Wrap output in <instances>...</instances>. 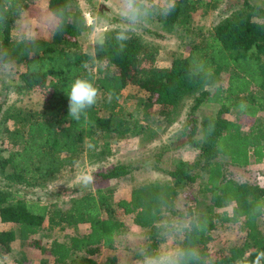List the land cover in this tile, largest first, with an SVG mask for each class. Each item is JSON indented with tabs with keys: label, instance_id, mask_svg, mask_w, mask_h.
<instances>
[{
	"label": "trees",
	"instance_id": "trees-1",
	"mask_svg": "<svg viewBox=\"0 0 264 264\" xmlns=\"http://www.w3.org/2000/svg\"><path fill=\"white\" fill-rule=\"evenodd\" d=\"M220 1L175 0L172 13L159 20L164 30L182 29L189 39L188 53L175 54L169 65L147 67L144 59L152 60L154 48L131 32L120 49L115 35L121 28L105 32L102 47L96 45L93 51L85 47L81 40L85 19L71 8V0H47L50 13L63 10L55 23L61 29L56 31L54 26L51 38H31L33 44L17 45L20 37L14 36L13 28L26 1L0 0V41L19 67L18 80L8 86L18 99L0 102V221L17 225L16 230L0 231V256L17 239L46 251L33 238L46 225L48 229H76L87 224V232L53 241L49 252L57 264H98L94 255L104 246L114 248L125 233L119 210L133 215V224L145 231V248L161 243L163 222L172 215L190 217L191 230L184 233L181 244L197 247L202 264H234L245 254L251 257L264 250V185L236 181L226 172L229 164L247 166L252 158L257 163L264 160V120L258 118L246 130L239 122L222 117L231 110L253 117L264 111V7L244 0L212 28L196 26V14H206ZM24 48L30 51L21 55ZM222 76L226 87L219 84ZM76 77L90 80L99 91L87 118L79 121L68 117L65 93ZM130 85L148 96L138 98L135 110L127 113L122 100ZM35 91L42 93L41 99L35 100ZM189 98L193 104L179 134L187 137L185 144L194 147L197 155L192 162L163 170L170 180L143 182L133 188L129 199L117 201L112 188H97L70 197L66 208L46 202L36 192L31 194L32 189L50 186L82 156L101 160L112 153L117 141L132 134L154 135L150 118L145 123L144 115L159 105L166 122L172 123ZM213 100L220 103V109L199 121L197 110ZM133 169L119 163L99 177L119 179ZM193 185L203 198H194V205L178 211V198ZM229 205H233L231 213L225 209ZM234 224L246 232L243 241L212 253L213 231ZM106 264H117L116 256L108 257Z\"/></svg>",
	"mask_w": 264,
	"mask_h": 264
},
{
	"label": "rangeland",
	"instance_id": "rangeland-1",
	"mask_svg": "<svg viewBox=\"0 0 264 264\" xmlns=\"http://www.w3.org/2000/svg\"><path fill=\"white\" fill-rule=\"evenodd\" d=\"M25 1L26 8L14 24V36L22 37L27 34L31 38H51L56 19L53 22H49L47 19L51 14L47 10V0ZM242 1L244 0H221L215 9L209 10L206 14H202V12L196 14L195 25L203 26L205 30L212 28L223 17L236 9L238 7L237 5ZM251 1L264 7V0ZM71 8L81 13L85 19L86 29L82 33L81 40L85 47L91 46V51L97 45L95 43L97 38H103L105 32L111 29L125 27L119 8L116 6V0H71ZM92 15L100 18L98 24H94ZM132 32L141 36L155 50L152 60L151 58L144 59V65L147 67L150 65H169L175 54L184 56L188 53L189 45L186 42L189 39L184 35L182 29L177 28L173 31L164 30L159 17L142 27L133 29ZM93 64L96 65V61ZM223 76L219 84L225 81L226 77ZM16 80H18L17 72L11 80L5 81L0 79V102L5 100L10 104L18 99V95L8 88ZM41 96L43 95L40 91H35V100L41 99ZM147 96L148 94L139 87L134 85L128 86L124 91V98L122 100L126 107V112L131 113L134 111L138 98H146ZM183 114L181 113V117ZM206 114H208L207 110L200 115L203 116ZM178 116L176 117L178 118ZM262 118L264 119V114ZM182 120H184V116L180 124H175V127L168 129L165 133H160V135L163 134L161 138H159V135H157L158 137L156 136L157 138L155 137L159 139V143L151 144L148 147L143 146L138 149L134 148L131 142L120 140L113 143L112 153L101 160L89 161L86 156H82L73 167H68L58 175L50 186L44 189H32L30 190L31 194L36 192L46 202H57V204L66 208L70 204V197L86 191H94L97 188H112L114 198L117 201L123 198H130L133 188L143 182L170 180L171 177L163 170L175 169L183 161L192 162L197 155V150L194 147L190 144H185L187 137L179 134V129L183 125ZM241 120L245 127L252 123V120L245 117L241 118ZM166 125V118H163L162 123L156 129L154 128L155 133L158 131L159 134ZM164 146H167L165 151H163ZM162 151L160 162L156 164L155 159ZM119 163L129 164L134 167L131 176L127 175L119 179L108 180L99 177L100 173L109 171ZM154 165H161L162 169L156 171L149 168ZM226 172L229 177L239 182L258 184L261 181L258 179L255 171L233 167L230 164L226 167ZM81 173L92 175L94 182L84 187L79 180ZM197 188V185L188 187L180 195L177 200L178 211H186L188 205H194V198H203L202 194H198ZM232 207L233 205H229L225 209L231 213ZM219 210L222 211L224 208ZM118 215L125 222V233L118 237L114 248L104 246L94 257L97 259L98 264H106L110 256H116L117 264H140L139 252L142 248L146 247L145 231L138 229L133 224V215L123 214L121 210L118 211ZM174 218H179V214L172 215L170 220ZM261 223L264 228V217ZM88 228L87 224H80L76 229L72 227L48 229L46 225V228L42 229L40 233L33 237L37 241L36 243H39L46 251L41 250L34 243L17 239L8 250H3V254L0 256V264H57L55 258L49 252L51 243L55 240L67 241L69 236L76 233H85L88 231ZM7 229L16 230L17 225L0 221V231ZM245 235L246 232L240 230L239 224L231 225V227L218 226L213 231L214 239L209 243L210 251L216 253L226 250L230 245L234 243L239 244V242L243 241ZM183 238L184 234L179 237L178 243L181 244Z\"/></svg>",
	"mask_w": 264,
	"mask_h": 264
},
{
	"label": "clouds",
	"instance_id": "clouds-1",
	"mask_svg": "<svg viewBox=\"0 0 264 264\" xmlns=\"http://www.w3.org/2000/svg\"><path fill=\"white\" fill-rule=\"evenodd\" d=\"M125 27L116 32L115 39L120 49L130 38L133 29L142 27L157 17H167L175 8V0H116ZM63 10L57 9L48 16L49 22H53L57 17L62 18ZM94 24H98L99 17L92 15ZM30 23V21H28ZM59 31L60 25H55ZM34 41L29 35L19 38L17 45L33 44ZM95 43L103 46L104 40L97 38ZM30 51L28 48L21 50L24 55ZM32 70H36L37 65H31ZM17 72V60L8 51V48L0 41V79L8 81L15 77ZM68 97V117L79 121L83 116L87 118L88 110L97 102L98 89L93 83L85 78L76 77L65 92ZM111 95V94H110ZM243 107V105H241ZM84 187L94 182V177L87 173L79 176ZM192 223L187 219L174 218L164 221L160 232L161 243L154 248H142L139 252L140 264H202V254L200 250L191 244L178 243L179 237L186 231L191 230ZM264 262V250H257L249 257L237 258L234 264H262Z\"/></svg>",
	"mask_w": 264,
	"mask_h": 264
},
{
	"label": "crops",
	"instance_id": "crops-1",
	"mask_svg": "<svg viewBox=\"0 0 264 264\" xmlns=\"http://www.w3.org/2000/svg\"><path fill=\"white\" fill-rule=\"evenodd\" d=\"M221 85L224 86V87H226V81H224ZM211 90L213 92L215 91V89H211ZM192 104H193V99L192 98H189V100H184V102L180 105L181 106V109H182V112L181 113L183 114V112H184V114L182 115V117H181V113H179L178 118L176 117V119L172 123H169V124L167 123V125L164 128L162 126L163 129L159 132V134H158V131L154 135H150V132L148 134H144V136L141 135V134H132L131 137H129L128 139H126V141L131 142L132 145H133V147L134 148H138V149H140L143 146H147L148 147L151 144L159 143L160 142L159 139H156L158 137L157 135H159L160 136L159 138H161V136L163 134L160 135V133H165L168 129L175 127V124H180L181 123V119H183V116H184V120H182L183 125L179 129V132H180V130L183 128V126L187 122V114H188V112H189L190 107L192 106ZM220 107H221V105H220L219 102L214 101V100L213 101H208V102H206L204 105H202L197 110L196 116L199 119V121H202L207 116H210V115L214 114L216 111H218V109H220ZM205 110L208 111V114L201 116L200 114L201 113H204ZM149 112H150V114L144 115L145 120L143 119V122H145V123H147V121L150 122L151 123V126L156 129L157 126H159L162 123V119L165 116L161 113V107L159 105H154V107L152 108V110H150ZM263 114H264V111L262 110V111H260L257 114V116L253 117V116H248V115H245V114L239 115L238 111H232L231 110L230 112H225L222 117H224L227 120L239 122L244 129H246V130L248 129L249 130L250 127H252L255 124V122L258 120V118L263 119L262 118V115ZM147 117H149L150 119L147 120L146 119ZM243 117L252 120V123L249 126L247 125L245 127L242 124V120L240 121V119L243 118ZM159 166L161 167V165H159ZM231 166L237 167V168H242V169H247V170H253V171H255V173H257V175H258V179L261 180L258 184L264 185V160L261 161V162H259V163H257L255 161V159L252 158L251 163L249 165H247V166H235V165H231ZM149 168H151L153 170H156V171L159 170L156 167H149ZM129 175L131 176V173ZM127 199H129V197Z\"/></svg>",
	"mask_w": 264,
	"mask_h": 264
}]
</instances>
